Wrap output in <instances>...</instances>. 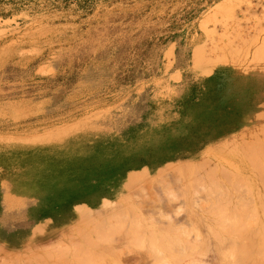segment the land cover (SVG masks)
<instances>
[{
    "label": "rangeland",
    "instance_id": "1",
    "mask_svg": "<svg viewBox=\"0 0 264 264\" xmlns=\"http://www.w3.org/2000/svg\"><path fill=\"white\" fill-rule=\"evenodd\" d=\"M219 72L253 83L239 133L159 175L133 173L84 208L80 230L0 264H264V0H0V148L74 153L82 134L85 192L110 179L99 156L131 152L149 106Z\"/></svg>",
    "mask_w": 264,
    "mask_h": 264
},
{
    "label": "crops",
    "instance_id": "2",
    "mask_svg": "<svg viewBox=\"0 0 264 264\" xmlns=\"http://www.w3.org/2000/svg\"><path fill=\"white\" fill-rule=\"evenodd\" d=\"M193 80L195 84L174 89L176 99L171 103L149 106L145 113L150 115L141 117L139 133L126 138L132 145L127 156H99L97 160L113 171L109 180L86 192L82 134L76 132L74 153L36 156L34 148L20 154L16 147H1L0 260L46 248L74 228L80 230L84 208L96 212L104 198L119 195L124 180L133 173L159 175L165 167L193 161L208 145L239 133L253 111L250 79L219 72ZM154 114L159 117L155 123L147 122ZM79 128L76 121V130ZM0 129L2 143L3 121ZM27 137L35 138V133L29 132ZM53 137L60 139L61 132L52 133ZM150 137L154 140L148 145ZM138 139L144 143L142 156H136Z\"/></svg>",
    "mask_w": 264,
    "mask_h": 264
},
{
    "label": "bare ground",
    "instance_id": "3",
    "mask_svg": "<svg viewBox=\"0 0 264 264\" xmlns=\"http://www.w3.org/2000/svg\"><path fill=\"white\" fill-rule=\"evenodd\" d=\"M138 133H139V131H138ZM138 133H137V134H138ZM136 144H140V141H139V142L137 141ZM132 175H133V174H132ZM130 176H131V175H130ZM241 225H242V224H241ZM262 226H263V225H261L260 228H262ZM248 227H249V226H248ZM248 227H247V225H246V228H248ZM250 228H251V227H250ZM250 228H249V229H250ZM243 230H244V228H242V231H243ZM246 230H247V229H246ZM246 230H245V231H246ZM256 230H257V229H256ZM242 231H241V234H242ZM256 232H257V231H256ZM243 233H244V231H243ZM247 233H248V232H247ZM252 233H253V231H252ZM252 233H251V235H252ZM253 234H254V233H253ZM256 234H257V233H256ZM256 234H254V235H256ZM261 234H262V233H261ZM243 235H244V234H243ZM243 235H242V236H243ZM245 236H246V234H245ZM246 237H247V236H246ZM254 237H255V236H254ZM258 237H259V235H258ZM263 237H264V236H263ZM263 237H262V238H263ZM250 238H251V237H250ZM204 239H205L204 241H206V238H204ZM210 239H211V238H210ZM216 239H217V237H216ZM219 239H220V238H219ZM219 239H218V240H219ZM240 239L242 240V237H241ZM243 239H244V236H243ZM246 239H247V242H248V241H249V236H248ZM208 240H209V237H208ZM224 240H226V239H224ZM252 240H253V238H252ZM259 240H260V239H259ZM212 241H213V240H211V242H212ZM245 241H246V240H245ZM262 241H263V240H262ZM229 242H230V241H229ZM258 242H259V241H258ZM199 243H200V242H199ZM224 243H225V241H224ZM224 243H223V244H224ZM235 243H236V240H235ZM201 244H202V243H201ZM206 244H207V242H206ZM209 244H210V243H209ZM212 244H213V243H212ZM212 244H211V245H212ZM215 244H216V242H215ZM230 244H231V243H230ZM247 244H248V243H247ZM253 244H254V242H253ZM257 244H258V243H257ZM260 244H261V246H260L261 248H260V249L263 250L264 247H262V243H261V242H260ZM199 245H200V244H199ZM231 245H233V244H231ZM250 245H252V244H249V246H250ZM258 245H259V244H258ZM207 246H208V245H206V247H207ZM217 246H218V245H217ZM217 246H216V247H217ZM220 246H221V245H219L218 248H219ZM241 246H242V245H241ZM241 246H240V247H241ZM246 246H248V245H246ZM263 246H264V244H263ZM216 247H214V248H216ZM229 247H231V246H229ZM237 247H238V246H237ZM242 247H243V246H242ZM250 247H251V246H250ZM256 247H257V246H256ZM181 248H182V247H181ZM212 248H213V246L211 247V249H212ZM234 248H235V245H234V247H232V250H234ZM252 248H253V246H252ZM254 248H255V247H254ZM194 249H195V246H194ZM205 249H206V248H205ZM208 249H209V248H208ZM208 249H207V250H208ZM211 249H210V250H211ZM245 249H246V247H245ZM247 249H248V248H247ZM258 249H259V248H258ZM260 249H259V252L261 253ZM195 250H196V249H195ZM216 250H217V249H216ZM238 250H239V248H238ZM241 250L243 251L244 248L241 249ZM220 251H221V250H220ZM242 251H241V253H242ZM256 251H257V249H256ZM256 251H255V252H256ZM218 252H219V250H218ZM218 252H217V255H218ZM231 252H232V251H231ZM239 252H240V251H239ZM247 252H248V251H247ZM249 252H251V251H249ZM252 252H253V251H252ZM259 252H258V253H259ZM263 252H264V251H263ZM220 253H221V252H220ZM243 253L245 254L246 252L244 251ZM260 253H259V256H260V255L263 256V254H260ZM178 254H179V253H178ZM187 254H188V252H187ZM193 254H194V253H193ZM210 254H211V253H210ZM210 254H209V255H210ZM231 254H233V253H231ZM244 254H242V255L240 254V255L243 256L244 258H246L247 256L245 257ZM256 254H257V253H256ZM212 255H213V254H212ZM222 255H223V258H224V256L226 255V253H225V254H222ZM222 255H221V254H220V256L218 255V256L220 257V258L218 257V259L215 257L216 260H214V261L217 262V260H219V259H222V260H223V258H221ZM240 255H237V256H240ZM246 255H247V254H246ZM251 255H252V253H251ZM251 255H250V256H251ZM176 256H177V255H176ZM178 256H179V255H178ZM180 256H182V255L180 254ZM191 256H193V255H191ZM195 256L198 257L199 255H197V254L195 253ZM226 256H227V255H226ZM226 256H225V257H226ZM229 256H230V255H229ZM234 256H235V255H234ZM241 256H240L239 258H241ZM256 256H257V255H256ZM256 256H255V257H256ZM183 257H184V256H183ZM188 257H189V256H188ZM253 257H254V256H253ZM253 257L251 256V258H253ZM260 257H261V256H260ZM177 258H178V257H177ZM189 258H190V257H189ZM192 258H193V257H192ZM200 258H202V257H200ZM213 258H214V256H213ZM215 258H214V259H215ZM229 258H230V257H229ZM235 258H236V257H235ZM235 258H233V259L235 260ZM237 258H238V257H237ZM256 258H257V257H256ZM256 258H255V260H257ZM261 258H263V257H261ZM230 259H231V258H230ZM242 259H243V258H242ZM176 260H178V259H176ZM181 260H183V259H181ZM181 260H179V261H181ZM189 260H190V259H189ZM192 260H194V261H197V260H198L199 262H203V263H206V264L208 263V261L203 260V259H200V260H202V261H200V260L197 259L196 257H194ZM192 260H190V261H192ZM226 260H229V259H226V258H225V261H226ZM238 260H239V259H238ZM249 260H250V259H249ZM225 261H224V262H225ZM235 261H236V260H235ZM243 261H244V260H243ZM247 261H248V260H247ZM175 262L177 263V261H175ZM218 262H219V261H218ZM220 262H221V261H220ZM222 262H223V261H222ZM238 262H239V264H240V263L242 264V262H241L240 260H239ZM248 262H249V261H248ZM250 262H251V264H253V263H252L253 260L250 261ZM250 262H249V263H250ZM258 262H260V261H258ZM209 263H210V259H209ZM229 263L233 264L234 262L232 263V261H231V262L228 261V263H227V261H226V264H229ZM246 263H247V262H246ZM173 264H175V263H173ZM214 264H215V263H214ZM221 264H222V263H221ZM224 264H225V263H224ZM236 264H238V263H236ZM243 264H244V262H243ZM254 264H256V262H255ZM259 264H260V263H259Z\"/></svg>",
    "mask_w": 264,
    "mask_h": 264
}]
</instances>
